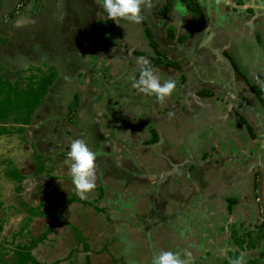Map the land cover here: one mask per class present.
I'll return each mask as SVG.
<instances>
[{"label": "rangeland", "instance_id": "1", "mask_svg": "<svg viewBox=\"0 0 264 264\" xmlns=\"http://www.w3.org/2000/svg\"><path fill=\"white\" fill-rule=\"evenodd\" d=\"M21 1L0 0V40H3V35L6 38L0 42V131L7 129L1 123L10 115H16L11 105L17 108V113L18 107L19 110L24 109L21 114L9 118H14V121L21 119L25 133L27 125L37 124L33 130L40 131L38 139L41 137V145L34 146V149L38 151L41 147V150L35 153L38 155L41 151L42 162L48 157L50 160L45 170L40 169L47 176L45 187L41 190V186H35L32 191V198H42L37 201L39 204L34 213L41 222L29 226L23 220L24 216L20 217L21 220H13V210L5 209L7 201L0 199V264H151L153 255L160 251L177 252L181 259L190 253V264H234L240 257L243 259L241 264H253L252 261L257 260L264 264V125L255 127L252 121L257 113L264 120V108L259 105L243 76L230 65L233 76L240 75L245 87H235L228 75L222 78L224 83L215 71L213 80L223 81L224 87L206 83L198 88L197 75L185 85L181 74L175 80L173 72L164 75V71L169 72V67L154 68L162 82L169 79L176 82L172 94L159 102L155 95H146L132 86L140 74L139 64L136 70L132 67L140 50L127 45L129 34L135 36L141 26L144 32L138 38L141 42L148 39L150 45V37L145 31L149 29L160 53L166 54L169 59H174L177 52L192 62L190 57L196 52V41L193 40L184 52L181 50L186 41L177 40L172 48L166 33H159L161 29L152 24L162 19L159 10L150 16L144 13L142 17L145 20L139 24L121 20L119 25L105 18L106 13L95 0H39L27 5H22ZM146 2L144 0L142 5V14ZM177 4L172 2V7L176 8ZM14 9L17 10L12 16L10 13ZM248 9L250 13L255 12L251 7ZM262 11L260 8L258 21L262 19ZM189 12L194 21L191 20L184 28L180 38L190 34L193 37L196 33V17L199 18V15ZM234 24L232 22L231 26ZM94 27L110 40L117 39L128 59L123 60V56L111 52V45L96 38ZM111 27L119 34H114ZM240 27L235 30L242 31ZM259 27L256 26L252 34H262L260 44L255 36L253 39L250 33L242 31L239 37L233 36L228 51L249 83L264 91V56L257 61L260 47H264V30ZM166 42L167 46L161 47V43ZM220 73L223 72L218 71ZM206 75L212 77L211 74ZM202 90L209 91L213 99L227 103L234 101L231 106L226 104V109H234L249 121L254 127L255 142L252 143L237 113L236 116L227 111L225 121L219 122L215 119V111L205 115L202 111L199 114L202 118L197 120L196 112L198 114L200 106L187 118L173 120L169 114L172 111L170 107L174 105L170 106V103L174 100L179 103L181 98V102L188 107L184 96L197 99L202 97ZM75 95H78L79 101L74 106L75 117L70 119L68 105ZM29 100H35L38 106L44 102V111L47 113L49 108L51 111L44 117L38 116L40 120L34 119L35 115L31 119L36 103L31 107ZM244 101L247 104H243ZM205 102H210V99ZM31 109H34L32 114ZM170 121L178 125L174 126ZM139 123L143 126L132 131ZM206 125L213 131L218 129L217 126L227 130L224 142L219 139L222 151L230 155L242 154L240 151L245 153L243 165H247L249 170V196L258 205L261 216L250 218L248 222L228 224L229 229H225L222 222H230L225 214L230 205L228 197L231 196L227 195L231 189H226L223 197H216L215 214L211 216V225L215 228V232H211L215 238L210 243H207L212 234L210 230L203 231L201 235L196 228V224H200L196 221L199 199L196 198L194 181L199 165L196 163L197 150L203 154L199 160L206 159L204 154L209 152L204 146L196 147L198 133L199 139L213 147L212 151L218 149L214 143L211 144L207 132L200 131ZM150 129L157 133L156 143H150L153 136ZM168 136L170 141L164 146L166 151H162L159 146L161 139L169 140ZM75 139H84L96 153V187L84 199L73 190L69 165L65 163L70 141ZM238 140L242 141L241 147ZM177 144L179 148L172 146ZM212 156L218 157L216 152ZM233 158L235 156L229 159L227 167H230L228 165ZM217 162L222 164L219 158ZM235 175L239 177L238 170ZM237 193L232 191V195ZM13 197L8 195L9 201ZM221 198L223 201L226 199L224 204H221ZM10 208L16 211L15 206ZM231 228L236 230L243 242L255 241V248L240 252L230 233Z\"/></svg>", "mask_w": 264, "mask_h": 264}, {"label": "crops", "instance_id": "2", "mask_svg": "<svg viewBox=\"0 0 264 264\" xmlns=\"http://www.w3.org/2000/svg\"><path fill=\"white\" fill-rule=\"evenodd\" d=\"M174 1L182 5L186 9V12H187V16L182 18L183 23L181 27L177 28L176 26L180 21V17L175 16V12H174V10L176 9L175 6L172 7V10L170 13L166 15H160V17L162 18L160 20L163 24L160 23L159 19H157L158 21L157 24H155L154 22L152 23L155 28L161 29L159 33H162V34L163 32L166 33L167 39H168V29L171 28L174 31V38L168 39L171 43L172 48H173V44L175 41L178 40V42H180L179 38L181 34H183V31L185 30L184 28L187 27L190 21L193 19L192 14L189 12L190 10L188 11L186 5L181 0H174ZM197 1L199 2V4L201 5L203 9L204 19L200 20L199 19L200 16L199 18L196 17V24H197L196 33H194L193 37L191 34L189 37H185L186 39L183 41V43L186 41L183 44L184 49L181 50V52L186 51L188 49V46L193 44V42L191 43V40L196 41L195 43L196 52L192 53L190 57L193 63L190 60H187L185 57L182 58L176 52V56L173 57L174 59L172 60H175L176 62H178V64L180 65V69H176V68L170 69L169 67L168 68L169 72L167 73V71H164V75H167L170 72H173V79L175 80L176 78H179L177 76H180L181 74L182 80L184 81L185 85H187L189 81H191V79L197 75L196 86L198 88L201 86H204L206 83L207 84L210 83L214 87L222 88L224 87V83H225V80L222 78L228 75L229 79L232 82L234 81L235 87L237 86L239 88H241V86L245 87V85H243L242 77L238 75L239 73L238 74L235 73L236 74L235 77L231 73V71H233V68L230 65L233 66V63H232L233 61H231L232 58L228 50L231 47V44H232L231 39L233 38V36L239 37L242 31L247 34L250 33L253 39L255 36V40L257 41V43L260 44L259 39H261L262 34L259 35L256 33L255 34H252V33L254 30L256 31L255 29L256 26L258 27L260 26L259 28H262V31L264 30V13H263L264 12V0L262 2H260L259 0L258 1L257 0H204L205 2H202L203 0H197ZM165 4H166V0H147L146 7H144V12L142 15L144 16V13H146L148 16H150V14L152 15L153 13H156L158 10H160ZM249 7L255 9V12L250 13L249 12L250 10L248 9ZM260 8L263 9L262 14H261L262 19L258 21ZM173 16H175V21H173L174 19ZM143 20H145V17H143L142 22ZM152 21H154V17L152 18ZM193 21L194 20H192V22ZM232 22L235 23L233 26H231ZM239 27L242 29V31H240V29L235 30ZM164 30H166V32ZM141 32H144V28L140 26L135 36L129 34L130 41L127 42V45L129 44L130 47H134L135 50H140V52L143 50L142 51L143 53L146 52V56L142 55L141 57L137 56L136 59L134 58L135 61L133 60V66H132L133 70H136L139 58L147 59L149 63H151L152 60L149 56L154 54V48L151 46L150 42H149L150 45H148V41H149L148 39H142V42L139 40L138 36L140 35ZM115 42L117 43V46H112L111 52H117L119 56H123V60H126V58L128 59V55L127 56L124 55V52L121 50V46L118 45L119 43L117 39ZM164 45L167 46V42L161 43V47ZM139 46H142V47L139 48ZM151 50L153 51L152 53H151ZM158 51L160 52L159 45H158ZM178 53H180V51ZM225 56L228 59L225 58ZM263 56H264V47L262 46L260 47V51L258 52L257 61H260ZM130 57H133V55H130ZM262 62H264V59ZM262 69L264 71V64H262ZM215 71L217 72L218 77H221L220 79L223 80L224 83H222L223 81H220L221 83H219V81L213 80L214 78L212 74ZM218 71L223 72V73L218 74ZM226 71H229V72H226ZM206 74H211L212 77H208V75ZM161 83L163 82L161 81ZM184 84L182 85L184 86ZM203 91L206 92V90H202L201 93ZM241 92H244V91L241 90ZM201 93H200V96L202 97H199L197 99L196 97L188 99L189 97H187V95L185 96L183 95L184 98L186 97L185 99L188 102V107L187 105H184L181 102V98L178 99L179 103H177V101L175 100L172 101L170 103V106L171 104H173L174 107L173 108L170 107L172 109L171 114H169L167 110H166V113L171 115L173 120L185 119L191 114V112H194L195 109L197 111V109H199V107L201 106V109L198 112V114L196 112V117L198 116V118H196L197 120H200V118H202L199 115L202 113V111L204 112L203 115H205L206 112L209 113V112L215 111L216 112L215 119L219 122L225 121L227 111L235 115L236 113H238L234 109H231V108L229 110L226 109V104H229L231 106V103L234 101H228L229 103H227V101H221V100H216V99L211 98L213 97V95L211 97H205ZM206 99H210V102H208L209 104L205 102ZM223 100H226V98H224ZM29 101H30L31 107H33V105L36 103L35 114H32L34 109L33 110L31 109V114H32L31 119H33V116L35 115L34 119L40 120L41 118L37 119L38 116L44 117V115L48 114L51 111L50 108L47 113L44 111L46 109V108L44 109V105H45L44 102L41 106H38V103L35 100L34 101L29 100ZM244 103L247 104L245 101L243 102V104ZM259 105L261 104L259 103ZM11 107L13 108L16 115L21 114L20 111L24 110V109L19 110V107H18V113H17L16 112L17 108L14 105L13 106L11 105ZM170 108L169 110H171ZM167 109H168V106H167ZM27 115H30V114H27ZM15 116L10 115L9 117H15ZM161 116H163V114ZM9 117H7L6 120H4L3 123H1V126L7 128L6 131H0V199H4L5 201H7L8 206L7 208L4 207L5 209L13 210V212L11 213V215L14 217L13 220H16V221L21 220L20 217L24 216L23 220H25V223H27L29 226L30 225L33 226V225H36L37 222H41L40 217L37 220V217L34 215V213L36 212V209L38 208L37 206L39 202L37 201H41L42 198L39 200L32 198L33 196L32 191L34 190L33 188L35 186L37 187L41 186V190L45 187V180L47 176L43 175L40 169L42 168V170H45L46 166H49L50 159L48 157L46 158V161L42 162L43 159L40 158L41 151L37 153L38 155H36L35 153V151H37L35 150L36 145L37 147H39V144L41 145V142H40L41 137L38 139V137L40 136L39 134L40 131L33 130V127H35L37 124L35 123L36 125L34 124L33 126L27 125L28 131H26L25 133V131H22L23 129L22 126L24 125H22L23 123L22 124L20 123L21 119H19V121L18 120L14 121L13 120L14 118L11 119ZM259 118L260 117L258 116V113H257V116L254 115L252 119L253 123L255 124V127L256 125L259 126V124L264 125V120L260 118V123H259ZM217 121H214V122H217ZM170 122H171L170 124H175V121L173 122L170 121ZM177 125L178 124H175L174 126H177ZM140 128L141 127H135L134 128L135 130L132 129V131H137ZM217 128L218 129H215L216 131H213L212 128L209 129V126L206 125L205 129L200 130V131L207 132V135L210 137L211 144L214 143L218 147L216 151H212L214 150L213 147H210L209 143L205 142V140L199 139L200 137L199 133H198L197 141H196V147L204 146L205 149L207 148L209 150V152L206 151L207 149L205 150L206 152L204 155L206 156V159L204 160H201V159L199 160V156L203 154H200L199 151L197 150L198 156L196 159V163H198L199 165L196 167V171L194 173V176H195L194 181H196V198L199 199V203L197 204L198 208L196 210V212H199V216H196V221L200 223V224H196V228L200 231L201 235L202 233L205 232V230H210V234L211 233L212 234L207 239L208 241L207 243H210L213 240V238H215L214 236L215 234L211 232V230H214L215 232V228H213V225H211L212 224L211 222L213 221L211 216L215 214L214 210L217 204L216 197L218 195L223 197L224 191L226 189H231L230 190L231 192L227 194V195H231L230 197H228L229 200L235 199L236 202L235 204L234 203L231 204V206H233V209L226 210L225 215L227 216V218L229 217L230 222L229 223H226V221L222 222L223 224L225 223L224 225L225 229H229L228 226L231 224H235L238 222H241V223L248 222L250 218L252 219L254 218L257 219V217L261 218L259 211H258L259 209L258 205L255 204L252 201L253 199L250 198L249 196L250 195V188H249L250 182H248L247 180L249 170H248L247 165L245 166L243 165V162H245V160L243 159L245 156L244 155L245 153L240 151L242 154L234 153L233 155H230L229 152H225V150L222 151L221 145L219 143V139H222L224 142L225 131L227 130H225V128H219V126H217ZM252 128L254 129L253 126ZM208 129L210 131H208ZM228 132L231 133L232 131H228ZM168 137H169V140L164 139L163 141V139H161L162 143L159 146H160V149H162V151L163 150L166 151V149H164V146L167 145L168 142L170 141V136ZM251 139H252V143H254L255 142L254 138L251 137ZM178 141H180V139H178ZM198 143L202 145L199 146ZM237 143L241 147L242 141L238 140ZM172 146H176L179 148L178 144L172 145ZM39 150H41V147L39 148ZM215 152L217 153L218 157L213 158L212 154ZM233 156H235V158H233V161L231 163L232 166L228 165L230 167H227L229 159H232ZM218 158L222 160V164L220 165L217 162ZM235 167H237V169ZM237 170L239 173V177L235 175L237 173ZM235 176L237 178H235ZM220 177L222 178L220 179ZM214 179H218L217 182L214 181ZM41 182L43 183L41 184ZM213 182L216 184L214 185ZM13 190L15 191V194ZM232 191L238 192L237 195H232ZM42 194L44 195V191H42ZM8 195L9 196L14 195V197L11 198V200L9 201L10 198H8ZM225 200L226 199H224L223 201L221 198V204H224ZM28 201H30L31 205ZM13 206H15V209H16L15 212H14V209L10 208ZM250 213H251V216H250ZM25 216H27V218H25ZM205 223H209L210 226ZM12 236L14 237V235ZM238 250L240 249L238 248ZM240 252H243V251L240 250ZM208 253L209 252L207 251L206 254Z\"/></svg>", "mask_w": 264, "mask_h": 264}, {"label": "clouds", "instance_id": "3", "mask_svg": "<svg viewBox=\"0 0 264 264\" xmlns=\"http://www.w3.org/2000/svg\"><path fill=\"white\" fill-rule=\"evenodd\" d=\"M95 2L102 6L107 20L115 21L119 25L121 20L139 24L143 19L142 5L144 0H95ZM174 12L175 16L180 17V21L176 25L179 28L183 23L182 18L187 16V12L180 4H177ZM175 16H173V21H175ZM141 53V55L146 56V53ZM154 55L155 50L152 56ZM138 64L140 65L139 78L135 80L132 86L146 95H155L159 102H163L176 88V82L169 79L161 83L159 76L155 74V70L150 66L147 59L139 58ZM95 160L96 153L84 139L70 141L65 163L69 165L68 174L73 190L81 199L86 198V194L96 187ZM185 256V259H181L177 252L160 251L153 255L151 264H190V253H186ZM241 261L242 257L237 258L234 264H241Z\"/></svg>", "mask_w": 264, "mask_h": 264}, {"label": "trees", "instance_id": "4", "mask_svg": "<svg viewBox=\"0 0 264 264\" xmlns=\"http://www.w3.org/2000/svg\"><path fill=\"white\" fill-rule=\"evenodd\" d=\"M32 1H39V0H23L21 1L22 5L25 4L27 5L28 3L32 2ZM185 5L186 7L196 13L197 15H199L200 17H204V13H203V9L201 7V5L199 4V2L197 0H181ZM172 2L173 0H166V4L159 10V14L160 15H166L168 13L171 12V9H172ZM17 9H14L10 15H14V12L16 11ZM111 23V21H108ZM112 28V27H111ZM111 31L114 33V34H119V31L117 29H114L112 28ZM146 31V34L150 37V44L151 46L154 48L155 50V55L154 56H151V59H152V62L150 63V66L152 68H157V67H162V66H168V67H173V68H176V69H180V65L178 64V62L172 60V59H169L167 57V55L165 54H162L158 51V44L156 43V41L151 37V31L149 29H145ZM7 34V33H6ZM5 34V35H6ZM93 35L96 37V38H99V39H102L106 42L107 45H111V46H117V43L113 40H110L103 32L99 31L97 29V27H94V30H93ZM1 38H3V40H0L1 41H5L6 38H4V35L1 36ZM174 38V31L170 28L168 29V39H173ZM181 39L180 42L184 41L185 40V37L182 36L181 38H179V40ZM137 53V52H136ZM139 55H141L142 53L141 52H138ZM231 61H233L231 59ZM233 63V67L235 68L236 71H238V73H240L243 78L246 80L249 88L251 89V91H253V93L256 95L258 101L260 102V104L262 105V107L264 108V91L252 84L249 83V81L247 80V78L240 72V70L238 69V67L236 66V64L234 62ZM202 95L206 96V97H211L212 94L209 93L208 91L206 92H202L201 93ZM78 95H75L74 98H73V101L69 103L68 105V112H69V118L70 119H73L75 117V110H74V106H77L78 104ZM237 115L240 117V121L246 126L250 136L252 138H255V133L253 131V128L252 126L247 122V120L239 115L237 113ZM148 124H150V122H148ZM143 125H141L140 123L139 124H136L135 127H142ZM151 133L153 134L151 140H150V143H156L158 141V136L156 135V131L154 129H150ZM230 202V205H229V209H231V204L236 202L235 199H230L229 200ZM230 233L232 235V238L234 240V242L238 245V248H240V250H250L252 248H255V241H250V242H243L242 238L237 234L236 230L231 228L230 230ZM245 244V245H244ZM242 250V251H243ZM243 261V259H242ZM253 264H260L259 261H252ZM246 264H249V262H247Z\"/></svg>", "mask_w": 264, "mask_h": 264}, {"label": "flooded vegetation", "instance_id": "5", "mask_svg": "<svg viewBox=\"0 0 264 264\" xmlns=\"http://www.w3.org/2000/svg\"><path fill=\"white\" fill-rule=\"evenodd\" d=\"M175 61V60H174Z\"/></svg>", "mask_w": 264, "mask_h": 264}]
</instances>
